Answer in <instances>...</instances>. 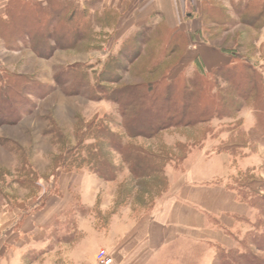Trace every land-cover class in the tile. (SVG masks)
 <instances>
[{
  "label": "rangeland",
  "instance_id": "374dc122",
  "mask_svg": "<svg viewBox=\"0 0 264 264\" xmlns=\"http://www.w3.org/2000/svg\"><path fill=\"white\" fill-rule=\"evenodd\" d=\"M66 1H71L66 7L54 0H45L43 5L38 2L41 5L37 7L30 5L31 0L18 1L14 4L18 8L13 5L10 10L8 23L0 18V65L6 78V83L0 85V251L4 237H19L16 244L10 245V252L26 251L29 256L45 252L36 264H67L66 255L74 251V244L70 247L61 242L65 235H76V221L82 216L94 224L90 227L93 233L81 247L85 257L91 255L97 238L107 233L115 216L120 230L123 224L129 225L123 219L132 220L138 226L137 240L143 238V224L160 204L195 195L190 183H196L189 181L188 171L198 158L224 153L229 160L225 177L198 185L208 188L203 206L213 209L219 187L233 191L245 211L221 214L222 221L212 214H201V223L205 221L211 227L209 236H204L201 229L199 243L182 240L176 245L168 241L159 250L162 260L158 262L215 264L224 251L231 249L227 252L244 251L252 261L264 264V217L256 210L257 204L264 205V8L260 14L252 8L244 10L240 16L237 9L242 6H232L229 0H200L196 3V19L190 23L198 28L197 40L189 41L181 32L174 34L169 27H162L132 59L131 48H138V44L131 35L153 27V23L131 34L130 1L95 2L90 6H85L83 0ZM259 1V5L264 2L253 0L254 5ZM71 12L74 16L69 15ZM76 30L83 35L78 42L71 40ZM194 40L216 63L214 68L232 70L236 83L241 84L249 74V64L260 73L263 84L247 92L230 117H214L189 127H169L151 138L127 136L118 113L123 102L111 99L104 91L149 82H158L164 90L163 77L181 79L197 73L196 67H181L185 50L188 44L195 45ZM197 52L199 55V48ZM79 76L88 84L79 86ZM180 81L176 89L182 86ZM217 83L227 84L222 79ZM103 95L107 98L99 99ZM214 102L209 92L197 90L192 106L196 109L197 105L211 106ZM96 124L105 128L94 137ZM108 131L147 154L161 156L163 172L135 178L127 164L131 157L126 160L107 145ZM238 133L244 137L237 138ZM230 139L238 145L245 141V145L230 152L225 149ZM89 143L93 153L101 147L97 159L103 162L105 178L98 177L91 165L74 158L79 148L81 156L86 155L83 146ZM113 175L115 178L106 180ZM252 190L255 198L251 199ZM179 211L181 217L176 219L189 222L191 210L183 206ZM259 223L263 225L256 228L262 235L253 229ZM254 233L260 239L254 240ZM127 241L121 245L124 250L131 237ZM102 251L111 258L109 264H114L110 250L105 248L95 250L94 257L85 263L100 264ZM249 259H243V263L250 264Z\"/></svg>",
  "mask_w": 264,
  "mask_h": 264
},
{
  "label": "crops",
  "instance_id": "0c3cea01",
  "mask_svg": "<svg viewBox=\"0 0 264 264\" xmlns=\"http://www.w3.org/2000/svg\"><path fill=\"white\" fill-rule=\"evenodd\" d=\"M35 1L40 2L42 5L45 3V0ZM114 1L115 0H101L99 2H105V4L110 2L113 4L115 3ZM127 1H130L131 8L133 7L131 14V34L145 26L152 25L151 23H153V26L161 23L165 24L167 27L174 30V34L181 32L185 36H188L189 41H191L192 38L196 39L200 34L197 30L198 28H193V25H190V23L194 22L196 19V3H199L200 0H123L124 4H126ZM8 2L9 0H0V17L4 16L5 7ZM247 2L248 0L228 1L232 6L236 4L240 5L239 7ZM189 5L191 7H189ZM124 9L125 6H123L120 12H123ZM194 42L195 45L188 44V46H192V49L187 46L181 67L184 69L186 66H193V70L196 67L203 72L210 71L216 66V63H212L208 56L203 53L204 50H202L201 46L196 44L195 40ZM198 48L200 52L199 55L197 54ZM228 171L229 160L226 154L215 153L208 159L201 155L193 168L188 171L189 181H194L197 186L190 183L191 188L195 190V195L192 196L191 199L174 198L171 201L169 200L160 204L153 217L149 218L146 224H143L144 237L138 240L136 238L138 226H136L132 220L123 219L122 222L124 223L127 221L129 225L126 226L123 224L124 227L120 230L116 223V218H118V216H115L116 218L113 217L110 221V229L104 236L97 238L98 244L96 248L91 255L87 254V257H85L81 251V247L83 242L88 239V235L93 233L90 227H93L94 224L92 222L90 225L88 221L82 219V216L76 221V235L74 237L68 235V238L67 235H65L64 241L61 242L70 247L71 244H74V251H70L69 255H66V263L86 264L85 260L94 257L95 250L105 248L108 251L110 250L115 261L114 264H159L160 262L158 261L162 260V257H158L159 250L168 241L170 243L174 242L176 245L182 242V240H187L192 244H194L196 240L197 243H199L201 239V229H204L203 231L206 232L203 233L204 236H209V232L211 231V227L204 224L205 221L201 223V214L204 216L212 214V216L219 217L222 221V215H226L229 212H233V214L242 213V211L246 209L243 203L237 202L233 191L224 188L220 189L219 187H216L218 192L211 189V191L218 193L214 201L213 209L209 210L207 207L203 206L202 200L208 188H200L198 185L201 182L210 181V179L215 177H225ZM183 206L188 207L192 213L190 221L187 223L176 219L180 216L181 212L179 210ZM35 227L39 228V223L35 225ZM174 232H176L175 235H173ZM95 233L97 234V232ZM130 237L131 243L127 247V250H124L122 248L124 246L121 247V245L127 239V243H129ZM19 239L21 238L4 237V241L2 242L3 250L0 251V264H36V261L40 263L41 259L46 255L44 254L45 252L41 254L35 253L36 255L29 256L26 251L16 254L9 251L10 245L12 243L16 244ZM118 244L120 247L117 248Z\"/></svg>",
  "mask_w": 264,
  "mask_h": 264
},
{
  "label": "trees",
  "instance_id": "16d2710c",
  "mask_svg": "<svg viewBox=\"0 0 264 264\" xmlns=\"http://www.w3.org/2000/svg\"><path fill=\"white\" fill-rule=\"evenodd\" d=\"M18 1L21 2L23 0H9L7 3L4 17H2L6 18L3 20L4 23L9 22L8 18L10 10L15 3H18ZM54 1L60 7H66L71 3V1L66 0ZM83 1L85 6H90L92 3H97L100 0ZM259 3L260 1L254 5L253 0H248L246 4L237 9V12L240 16H243L244 10L249 11L252 8V10L255 9V11L260 14L264 8V2L263 4L261 2L260 5ZM30 5L37 7L36 5L41 4L35 0H31ZM14 8H18V4L14 5ZM50 8H52L51 3H49V9ZM69 15L74 16V12H71ZM162 27H166V25L161 23L153 27H148L146 30L142 29L135 35H131L133 41L136 40L135 42L138 44V48H135V46L131 48L130 54L132 55V59H135L137 56H139V53H141L143 50V45L158 35V32H160ZM75 32L73 33L72 31L71 40L76 39V42L81 41L82 37L80 36L82 35V32L78 33L77 30ZM246 67L249 74H246L243 82H241L243 89H240L241 84L239 82L236 83L233 80L234 75L231 72L232 70L221 66L217 69H211L208 72L198 70L196 71L197 73L193 72L191 76H185L181 79L178 77L168 78L165 76L163 77L162 81L165 85L164 90L160 88V84L158 82H149L146 85H142L140 87L131 86V88H115L112 90H106L104 92L110 93L111 99L114 98V100L116 99L115 101L121 100L123 102L120 104V111L118 113L121 118L120 124L123 126L127 136H143L151 138L163 129L169 127H189L195 126L204 121H208L214 117H230V115L233 113L231 110L237 107L240 101L244 99L246 93L251 92L255 88H259L261 84H263L260 73L249 64H247ZM1 68L3 67L0 66V85L6 83V78L4 77ZM80 79L81 77L79 76V86L82 87L83 84H88L86 81H82V79ZM219 79L225 80L227 84L224 86L218 85L217 81ZM179 81L181 82L182 86L179 89H176V85L179 83ZM256 82L259 83V86H256ZM100 88L104 90V87ZM197 90H206L209 92V96L215 100L213 105L211 104V106H209V103H203L197 105L196 109H194L192 106V101ZM2 94L3 93H0V96ZM124 94L128 95L125 96ZM103 98L107 97L104 95L99 97V99ZM96 126V131L92 133L94 137H97L98 131H101L103 128H105L104 125L100 124H96ZM89 132V129H86V133L88 134ZM107 134L109 135H107L108 146L118 151L126 160L127 158L129 159L131 157V162L127 161V164L130 172L133 173L135 178H146L161 174L163 172V164L160 162L162 159L161 156L153 153L147 154V152L141 151L132 144L130 145L124 143L120 135H116L111 131H108ZM249 135H252V133L250 132ZM241 136H243V134L238 133L237 138ZM94 139L96 141V138ZM232 142L233 140L230 139L225 143V149L230 150V152L235 150L234 148H241V146L245 145V141H242L243 143L239 144L241 146L238 145V142ZM90 145L91 143L83 146L85 148L84 151L86 152V155L81 156L82 154L80 153L79 148V150L77 149V153L74 158L78 161V163L91 165L98 174V177L103 178V162H99L97 159L99 153L101 152V147L94 149L95 151L93 153L90 151ZM226 153L231 156L229 152ZM113 178H115L114 175L107 178L106 180ZM237 194H239V191H237ZM254 196V191L252 190L250 198L252 199ZM256 210L258 216L264 217V205L257 204ZM260 218L258 217V220ZM261 224L262 223L256 224V226L253 228L255 229L254 232H257L259 235H262V233L257 231L259 228L256 227H260ZM257 233H254V240L257 238L260 239V237H256ZM228 250L231 249H227V251ZM227 251H224V254L217 258L215 264H244L243 259H249V257L246 255V252L244 251L237 254L228 253ZM252 260L253 259H249V262ZM257 262L252 261L250 264H259V262Z\"/></svg>",
  "mask_w": 264,
  "mask_h": 264
},
{
  "label": "built area",
  "instance_id": "2783aa9c",
  "mask_svg": "<svg viewBox=\"0 0 264 264\" xmlns=\"http://www.w3.org/2000/svg\"><path fill=\"white\" fill-rule=\"evenodd\" d=\"M100 264H109L111 262L110 257H106V254L102 251L99 255Z\"/></svg>",
  "mask_w": 264,
  "mask_h": 264
}]
</instances>
